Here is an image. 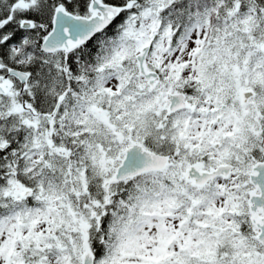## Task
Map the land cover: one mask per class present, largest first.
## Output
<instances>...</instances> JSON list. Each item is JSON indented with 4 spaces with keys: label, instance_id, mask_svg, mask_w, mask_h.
<instances>
[{
    "label": "snow or ice",
    "instance_id": "6c2138e0",
    "mask_svg": "<svg viewBox=\"0 0 264 264\" xmlns=\"http://www.w3.org/2000/svg\"><path fill=\"white\" fill-rule=\"evenodd\" d=\"M0 264H264V0H0Z\"/></svg>",
    "mask_w": 264,
    "mask_h": 264
},
{
    "label": "flooded vegetation",
    "instance_id": "af4514ba",
    "mask_svg": "<svg viewBox=\"0 0 264 264\" xmlns=\"http://www.w3.org/2000/svg\"><path fill=\"white\" fill-rule=\"evenodd\" d=\"M95 43V41L93 40V41H91L90 43H89V47H92V45Z\"/></svg>",
    "mask_w": 264,
    "mask_h": 264
}]
</instances>
